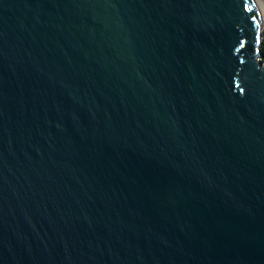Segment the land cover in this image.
<instances>
[{
	"label": "water",
	"instance_id": "95a60500",
	"mask_svg": "<svg viewBox=\"0 0 264 264\" xmlns=\"http://www.w3.org/2000/svg\"><path fill=\"white\" fill-rule=\"evenodd\" d=\"M257 0H0V264H264Z\"/></svg>",
	"mask_w": 264,
	"mask_h": 264
},
{
	"label": "trees",
	"instance_id": "16d2710c",
	"mask_svg": "<svg viewBox=\"0 0 264 264\" xmlns=\"http://www.w3.org/2000/svg\"><path fill=\"white\" fill-rule=\"evenodd\" d=\"M259 49L262 52L263 56H262V60L264 61V30H263V39L259 45Z\"/></svg>",
	"mask_w": 264,
	"mask_h": 264
},
{
	"label": "bare ground",
	"instance_id": "6f19581e",
	"mask_svg": "<svg viewBox=\"0 0 264 264\" xmlns=\"http://www.w3.org/2000/svg\"><path fill=\"white\" fill-rule=\"evenodd\" d=\"M257 2L260 4L262 9L264 10V0H257Z\"/></svg>",
	"mask_w": 264,
	"mask_h": 264
}]
</instances>
